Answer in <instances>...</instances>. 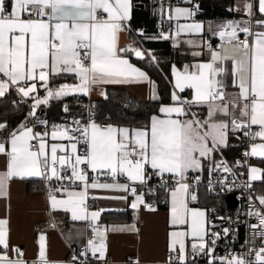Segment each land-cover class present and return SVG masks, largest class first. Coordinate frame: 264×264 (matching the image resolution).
<instances>
[{
	"label": "snow or ice",
	"instance_id": "6c2138e0",
	"mask_svg": "<svg viewBox=\"0 0 264 264\" xmlns=\"http://www.w3.org/2000/svg\"><path fill=\"white\" fill-rule=\"evenodd\" d=\"M186 2L192 6H162V11L167 12L169 21L191 18L199 5L193 0ZM131 10V0H0V98L15 91L20 103L31 101L25 122L10 131L7 122H0V134L7 133L6 139H0V155L6 158V167L0 171V199L10 198V182L14 179L46 181L50 211L69 212L73 221H87L91 228V238L72 261L88 264L90 254L97 264H106L107 232L138 229L135 223L101 225V213L106 210L89 211V190L123 193L91 198L123 200L134 210L135 220L141 207L150 212L157 210L155 203L147 199L156 195L148 184L152 176H157L159 187L167 193L171 229L166 264H195L197 257L206 258V264H264V194L255 197L262 207L250 203L247 213L258 221L249 225L254 230L253 239L245 242L253 246L238 253L229 251L224 256L216 255L217 242L233 230L226 227L222 233L215 231L217 225L209 219V213L215 210L189 205L198 196L192 191L195 184L189 183L188 174L202 171L204 160L211 161L209 176L217 170L235 175L225 161H212V154L227 145L230 130L251 141L244 157L264 159V18L253 22L251 0H245L243 9L248 20L229 21L212 29L220 43L213 47L205 42L207 61L185 64L182 69L172 66L171 102L160 104L157 113L142 127L98 124L90 117L87 123L74 120L75 127L52 125L47 130L48 122L38 119L37 110L50 99L88 95L92 86L99 84L147 82L152 99H160L155 82L122 55L131 51L144 59L145 53L118 46V35L126 29ZM258 12L264 17V0H258ZM174 27L175 32H161L159 38L176 39L181 34L202 31L198 22L178 23ZM187 43L202 47L191 40ZM65 74L78 82L50 87L53 77ZM229 76L235 89L232 92L226 91ZM41 89L45 92L43 97ZM186 91H190V97L182 95ZM195 108H205L207 115L201 118L193 111ZM64 110L68 111L67 106ZM30 118L32 126L27 122ZM37 125L46 130L36 131ZM65 140L69 143H49ZM241 163L237 160L236 166ZM101 175L111 182H101ZM52 181L57 186L53 187ZM199 181L197 175L195 182ZM248 181L246 188L253 186L251 182L264 181V169L249 166ZM216 184L220 193L231 192L234 187L227 177ZM209 186L215 190L211 180ZM74 187L79 190H72ZM252 200L250 196L249 201ZM10 236V219L0 217V264H29L23 250L11 244ZM257 237L260 247L254 246ZM36 244L37 259L31 264H50L43 232ZM133 264H139V260Z\"/></svg>",
	"mask_w": 264,
	"mask_h": 264
},
{
	"label": "crops",
	"instance_id": "0c3cea01",
	"mask_svg": "<svg viewBox=\"0 0 264 264\" xmlns=\"http://www.w3.org/2000/svg\"><path fill=\"white\" fill-rule=\"evenodd\" d=\"M234 4V9H239L237 15L230 17H239L237 22L247 20V16L244 15V3L245 0H238L239 4ZM137 2H142L137 0ZM254 3V12L255 19L264 18L261 17L258 12V0H251ZM133 6V0H131ZM137 3V4H138ZM142 4V3H141ZM143 5V4H142ZM163 9L176 8V7H191L192 5L188 4L186 0L177 1L173 3H167L164 1L155 2L154 16H165L167 17V12L162 11ZM147 9V6H146ZM148 13V10H147ZM132 17V10L130 14V19ZM232 20L222 18H200L196 14L188 19L181 18L174 21V26L176 24L192 23L198 22L202 25V31L196 34H181L176 39H169L170 44L175 47L180 52L187 54L190 59L184 60L180 63H171L170 64V84L172 91V66L176 65L177 68L182 69L185 64H193L200 61H207L209 59L208 49L205 47V42L208 39H211L213 47H216L220 40L217 36L213 35L212 29H215L216 26L222 25L226 22ZM235 22V21H232ZM171 32H175V27ZM150 37L156 36L159 37L160 34L150 32L148 34ZM243 35V34H241ZM145 36L143 33L140 35L131 34L128 30H123L118 35V46L121 48H138L145 53L144 59H139L135 57L134 52L128 51L123 53L126 58L136 67L146 71L143 66V63H148L149 60L153 61L151 49L147 48L144 45ZM194 41L197 45L202 47H193L187 43V41ZM194 51H200L202 54L200 56H193ZM148 74V73H147ZM149 76V74H148ZM62 78L61 81L51 82L54 85H50L52 88H58L62 84H75L78 81L71 75H60L54 78ZM153 81V80H151ZM227 88L226 91L232 92L235 91L231 85V77L229 76L226 79ZM107 86L122 88L135 97L146 100L149 97H152V92L150 91V85L147 82L143 83H110V84H99L92 86V89L88 95H67L61 98L79 96V98L72 103L65 102L64 104L73 107H79V111L83 108L85 101L88 99H97L102 98L104 95V89ZM156 91V90H155ZM40 95L43 97L45 92L43 89L40 90ZM190 91H186L184 96L190 97ZM59 98V99H61ZM59 99H50L47 105H42L37 111L42 113L45 111V107L49 106L52 101ZM169 102H162L163 104H168ZM31 104V101H29ZM160 103V104H162ZM63 104V105H64ZM159 104V106H160ZM158 106V108H159ZM158 111V109H157ZM193 111H197L201 118H204L207 115V110L205 108H195ZM157 113V112H155ZM154 114V113H152ZM150 114V116L152 115ZM149 116V117H150ZM44 118V117H43ZM223 118V117H221ZM45 120V119H44ZM57 125V124H53ZM133 126L135 127H142ZM47 130H51V126ZM236 139L240 136V133H233L229 131L228 138ZM232 139L230 142L227 140V145L231 147ZM256 142H260L257 140ZM49 143H64L68 144V141H49ZM225 146V147H226ZM81 148V145H78ZM224 146L219 147L223 151ZM233 147V146H232ZM249 150V145H248ZM231 148H228L224 153L228 156ZM215 155V152L212 154V158ZM253 159H262L257 157H250L249 166L261 168L256 163L252 162ZM211 161H203V169L199 172H189L197 174H205L208 171L209 164ZM248 166V170H249ZM6 167V158L0 155V171L4 170ZM262 169V168H261ZM39 179L40 178H31ZM26 180L14 179L10 182V198L9 199H0V217H7L10 219L11 226V236L10 241L12 245L19 246L24 252V259L29 261L31 259H37L38 246L36 244V239L38 235L43 232L46 235L47 241V259L57 261L58 263H66L64 259L68 258V247L69 246H78L87 241V236H92L91 228L87 221H73L71 219V213L65 211H55L51 212L48 202V189L43 187L36 189H26ZM101 182H111L110 180H105ZM123 182V178L121 180ZM255 181L254 183H258ZM55 187V186H53ZM72 190H79L74 187ZM90 192L93 193L95 197H105L113 195H123V193L109 192L102 189H90ZM193 192H196V187L192 189ZM58 196L60 194H57ZM167 199V193L165 194ZM129 197V202L131 201ZM197 202V201H196ZM196 202L189 201L190 207L205 209L206 206L197 204ZM262 207V206H261ZM89 211H97L100 209L105 210H121L124 211L120 214L107 215V219H100L99 223L104 226H113V225H132L135 223L138 232L130 231H109L106 234V264H133L135 260H139V264H163V261L168 252V233L171 231L169 227V217H168V204L164 207L156 206L157 210L155 212H150L141 207L139 212L135 213L136 219L134 220V210H132L128 203L123 200L116 199H91V205L88 207ZM117 217V218H114ZM111 218V219H110ZM114 218V219H112Z\"/></svg>",
	"mask_w": 264,
	"mask_h": 264
},
{
	"label": "trees",
	"instance_id": "16d2710c",
	"mask_svg": "<svg viewBox=\"0 0 264 264\" xmlns=\"http://www.w3.org/2000/svg\"><path fill=\"white\" fill-rule=\"evenodd\" d=\"M141 1L143 4L142 6L139 5L137 0H133L132 17L130 21L133 26L143 25V34L145 36L144 45L151 49L152 58L154 57L153 61L149 60L148 63H143V66L149 74L150 79L155 82L156 94L160 97V99L154 100L152 97H149L146 100H141L122 88L107 86L104 89V93L107 98H105L104 95L102 98L89 100L92 104L96 120L127 127L145 125L150 114L157 112L160 103L170 101V64L180 63L184 60L190 59L187 54H184L173 47L169 40H163L156 36L150 37L148 35L150 32L155 33V22L148 19L146 3L144 0ZM193 4L199 5L197 17L200 18H222L238 14L237 11L230 10L234 9L235 0H193ZM52 80L55 81L56 84V81H61L62 78H54ZM51 85L54 84L51 83ZM182 95H185V93ZM78 98L79 96L70 97L69 100L67 98H61L59 100L52 101L49 106L45 107V111L40 114L42 119H45L44 121L48 122L47 129L57 123L62 105L65 102L72 103V101H75ZM13 101H16V103L14 104ZM71 108L75 112L80 109L76 106ZM25 117L26 108L24 104L18 101V96L15 91H12L5 97L0 98V122H7L9 125V131L12 128L17 127ZM6 138V132L0 134V139ZM231 139L232 137L230 136L228 141L230 142ZM236 139H232L231 147H223L224 151L231 148V154H228L229 156L240 153V147L235 145ZM252 162L264 169V159H253ZM25 183L26 189L30 190L43 187L42 180L39 179H27ZM255 185L261 194H264V181H259ZM196 192L198 196V200L196 202L197 204L207 207L212 203L214 194L207 188L198 186L196 187ZM160 195L165 196L164 193H160ZM122 212L124 211L106 210L101 213V219L106 220L107 215H115Z\"/></svg>",
	"mask_w": 264,
	"mask_h": 264
},
{
	"label": "built area",
	"instance_id": "2783aa9c",
	"mask_svg": "<svg viewBox=\"0 0 264 264\" xmlns=\"http://www.w3.org/2000/svg\"><path fill=\"white\" fill-rule=\"evenodd\" d=\"M156 1H164L167 3H172L175 1H182V0H144L147 6L148 10V19L155 22V28L158 33L165 32L169 33L174 29V20L169 21L167 17L165 16H154V10H155V2ZM197 16V11H196ZM225 19L232 20L237 22L239 20V17H225ZM249 19V17L245 18ZM126 30H128L132 35L138 34L143 31V25L133 26L130 21L127 22ZM243 36V35H241ZM207 42H210L213 44L211 39H208ZM205 47L206 44H205ZM18 101H20V97H18ZM24 104L26 108V116L28 115V112L30 111V103L29 101ZM65 106H67L68 111L66 112L64 110ZM75 112L71 107L68 105H62L61 112L59 114V118L57 121V125H70L72 127H75L73 124L74 120H80L82 123H87L89 118L94 117V112L92 109L91 102L87 99L85 101V104L83 108L80 111ZM37 117L40 120L42 119V116L40 112L37 111ZM96 123L98 124H104L105 122L96 120ZM25 122V120L21 121ZM29 123V126H32V118L27 121ZM36 131L43 132L46 130L45 126L37 125L35 128ZM250 140L247 137H244L242 133H240V136L236 139L235 145L237 147H240V153L235 154L231 157H228L221 148H218L217 151H215V155L212 158V161L220 162L225 161L229 167L232 168L233 173L235 175L233 176L232 173H225L221 170H217V172H214L212 176H209V171L205 174H197V173H189V183L195 184V187L203 186L207 188L211 193H213V201L211 204H209L205 209H214V212L209 213V219L213 221L217 227L214 229L215 231H220L222 233L223 228H230L233 231L229 233L227 237H221V239L217 242L216 247V255L217 256H224L229 251H235V252H241L243 250H246L247 247H252V244L245 245L246 241H251L253 239V232L254 230L249 227L250 224L257 223L255 217H250L247 215L249 211L250 203L254 205L256 208H261L258 201L255 200V197L258 195H262L261 192L256 188V185L254 182L252 183L251 188L244 187L245 184L249 183L248 181V166L250 164V157H244L243 153L245 151H248V145L250 144ZM81 145V149H82ZM240 160L242 163L239 166H236V161ZM247 161V163H243L244 161ZM211 163V162H210ZM209 170V168H208ZM199 175L200 181L199 183L195 182V177ZM227 177L230 182H234V187L231 192H224L220 193L219 186L216 184V181L219 179ZM165 179H168L167 174L165 175ZM42 180V179H41ZM101 181L107 180L106 177L100 176ZM212 181V187L215 190H210L209 181ZM47 182L42 180L43 188L48 189L46 187ZM160 185V178L157 176H152V178L149 181L148 187L156 190V195L149 196L150 199L148 200L149 203H155V206H161L164 207L166 205L165 200L166 196L160 195V193L166 194L163 189L159 187ZM52 186H57L56 181H52ZM234 193V197L236 199V205L234 207H230L227 205L225 201V195L228 193ZM90 197L87 200L88 207L91 205V197L93 196V193L90 192ZM253 197L252 201H249V197ZM217 217H223V220L217 219ZM91 238L90 235L87 236V240ZM87 241L78 245V246H69L68 247V258L64 259L66 263L70 264H78V262H73L72 257L74 255L79 256V253L84 249L86 246ZM242 245H245V248L242 249ZM255 247H260L261 241L257 237L254 242ZM169 253L167 252L166 257L163 261V264H166L167 258ZM81 259H84L81 257ZM36 259L29 260V264H31L32 261ZM50 264H63V262L58 263L57 261L48 260ZM107 262V259H106ZM88 264H97V261L91 257L89 254V260ZM195 264H206V258L203 257H197L195 260Z\"/></svg>",
	"mask_w": 264,
	"mask_h": 264
},
{
	"label": "water",
	"instance_id": "95a60500",
	"mask_svg": "<svg viewBox=\"0 0 264 264\" xmlns=\"http://www.w3.org/2000/svg\"><path fill=\"white\" fill-rule=\"evenodd\" d=\"M140 6H142V4L140 3ZM225 201L227 203L228 206L230 207H234L236 205V199L234 197V193H228L225 195Z\"/></svg>",
	"mask_w": 264,
	"mask_h": 264
},
{
	"label": "bare ground",
	"instance_id": "6f19581e",
	"mask_svg": "<svg viewBox=\"0 0 264 264\" xmlns=\"http://www.w3.org/2000/svg\"><path fill=\"white\" fill-rule=\"evenodd\" d=\"M175 2H177V1H175ZM173 3V2H172ZM130 21V20H129ZM131 22V21H130ZM136 27V26H135ZM155 32L156 33H158L157 31H156V28H155ZM141 33H143V31L142 32H140V33H138V34H135V35H140ZM158 34H160V33H158ZM150 199V197L148 196V200ZM156 207V206H155Z\"/></svg>",
	"mask_w": 264,
	"mask_h": 264
},
{
	"label": "rangeland",
	"instance_id": "374dc122",
	"mask_svg": "<svg viewBox=\"0 0 264 264\" xmlns=\"http://www.w3.org/2000/svg\"><path fill=\"white\" fill-rule=\"evenodd\" d=\"M238 4H239V1L237 0V1H236V5H238ZM196 112H197V111H196Z\"/></svg>",
	"mask_w": 264,
	"mask_h": 264
}]
</instances>
